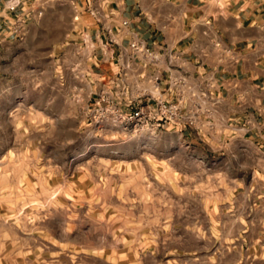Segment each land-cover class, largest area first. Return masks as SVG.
Returning <instances> with one entry per match:
<instances>
[{
	"label": "rangeland",
	"instance_id": "obj_1",
	"mask_svg": "<svg viewBox=\"0 0 264 264\" xmlns=\"http://www.w3.org/2000/svg\"><path fill=\"white\" fill-rule=\"evenodd\" d=\"M31 3L39 29L0 60V264H264L251 161L176 128L97 126L83 20Z\"/></svg>",
	"mask_w": 264,
	"mask_h": 264
},
{
	"label": "crops",
	"instance_id": "obj_2",
	"mask_svg": "<svg viewBox=\"0 0 264 264\" xmlns=\"http://www.w3.org/2000/svg\"><path fill=\"white\" fill-rule=\"evenodd\" d=\"M18 1L20 6L9 10L8 0H0V60L4 47L18 41L14 29H39L32 0ZM58 1L68 12L66 29H71V4L75 21L84 22L76 45L90 70L88 87H97L100 77H114L117 55L134 38L157 53H172L183 68L169 69L165 59L164 79L186 76L199 89L210 82L211 94L219 99L217 105L210 102V138L189 129L176 128V133L193 143L210 142L214 150H224L223 157L246 158L251 161L247 170L264 177V0H93L101 20L92 15L88 0ZM87 15L93 22L84 21ZM106 29H112L115 43ZM86 36L96 43L94 51L82 43Z\"/></svg>",
	"mask_w": 264,
	"mask_h": 264
},
{
	"label": "built area",
	"instance_id": "obj_3",
	"mask_svg": "<svg viewBox=\"0 0 264 264\" xmlns=\"http://www.w3.org/2000/svg\"><path fill=\"white\" fill-rule=\"evenodd\" d=\"M94 17L101 20V12L88 0ZM105 4V3H104ZM20 6L18 0H8L7 8ZM99 6L98 8H101ZM78 18L75 17V20ZM22 25L24 21L20 22ZM128 21H122L127 26ZM110 43H115L112 29H106ZM13 34L19 37L24 29L18 26ZM92 51L96 43L90 36L82 40ZM166 57V58H165ZM117 71L113 78L100 77L97 87L90 89L92 109L89 115L97 126H111L124 131H145L154 136L168 128L190 129L197 137L210 136L213 128L210 122V102L218 104V97L210 92V82L201 88L186 76L170 75L164 79L161 65L167 59L169 69H179L178 59L172 53L160 54L144 41L134 38L128 49L116 58Z\"/></svg>",
	"mask_w": 264,
	"mask_h": 264
}]
</instances>
